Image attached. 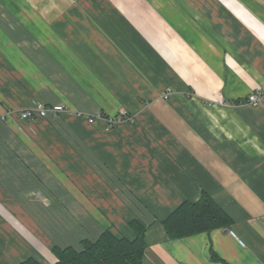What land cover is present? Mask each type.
Wrapping results in <instances>:
<instances>
[{
  "label": "crops",
  "instance_id": "0c3cea01",
  "mask_svg": "<svg viewBox=\"0 0 264 264\" xmlns=\"http://www.w3.org/2000/svg\"><path fill=\"white\" fill-rule=\"evenodd\" d=\"M259 89L264 0H0V113L66 107L0 117V264L132 240L133 219L142 264H264ZM204 192L232 224L170 238Z\"/></svg>",
  "mask_w": 264,
  "mask_h": 264
},
{
  "label": "trees",
  "instance_id": "16d2710c",
  "mask_svg": "<svg viewBox=\"0 0 264 264\" xmlns=\"http://www.w3.org/2000/svg\"><path fill=\"white\" fill-rule=\"evenodd\" d=\"M230 215L206 192L196 201H184L163 220L170 238H182L216 228L229 227ZM136 232L132 240L105 230L95 241L82 240L81 249L53 247L58 260L52 264H142L147 246L146 228L138 220L130 221ZM18 264H43L29 257Z\"/></svg>",
  "mask_w": 264,
  "mask_h": 264
},
{
  "label": "built area",
  "instance_id": "2783aa9c",
  "mask_svg": "<svg viewBox=\"0 0 264 264\" xmlns=\"http://www.w3.org/2000/svg\"><path fill=\"white\" fill-rule=\"evenodd\" d=\"M170 94V90L164 92L163 96L165 98H168ZM222 102L224 101L223 98L220 99ZM246 103L251 104V105H259V104H263L264 103V90L259 89V90H255L252 93H250L246 100ZM66 110V107L64 106V104H52V105H47L45 103H38L34 106H31L29 108L24 109L23 111H21L20 113H16L15 111L12 110H8V112L6 113H0V117H5V116H9V115H18L20 118L23 119H30V118H35V117H48L50 115H57L61 112H64ZM131 115L125 111L122 110L119 113V117L117 118H107V120L109 121L110 125H112L115 122H119L121 120L124 119H130ZM91 122L94 121L93 118L90 119ZM232 235L236 236L234 231H230ZM239 242L244 245V242L242 240H239Z\"/></svg>",
  "mask_w": 264,
  "mask_h": 264
}]
</instances>
